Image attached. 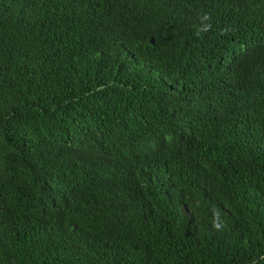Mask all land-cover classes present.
Returning <instances> with one entry per match:
<instances>
[{"label": "trees", "instance_id": "16d2710c", "mask_svg": "<svg viewBox=\"0 0 264 264\" xmlns=\"http://www.w3.org/2000/svg\"><path fill=\"white\" fill-rule=\"evenodd\" d=\"M0 264H264V0H0Z\"/></svg>", "mask_w": 264, "mask_h": 264}, {"label": "water", "instance_id": "95a60500", "mask_svg": "<svg viewBox=\"0 0 264 264\" xmlns=\"http://www.w3.org/2000/svg\"><path fill=\"white\" fill-rule=\"evenodd\" d=\"M151 42H153V41L151 40Z\"/></svg>", "mask_w": 264, "mask_h": 264}]
</instances>
